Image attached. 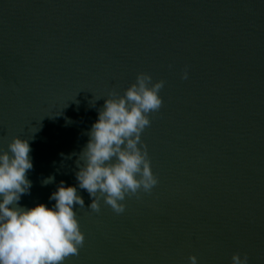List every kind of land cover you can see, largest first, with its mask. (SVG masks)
<instances>
[{"label": "water", "instance_id": "water-1", "mask_svg": "<svg viewBox=\"0 0 264 264\" xmlns=\"http://www.w3.org/2000/svg\"><path fill=\"white\" fill-rule=\"evenodd\" d=\"M140 72L165 81L142 134L159 183L96 213L75 162ZM17 136L33 163L20 206L52 207L60 181L84 200L64 264H264V0H0V152Z\"/></svg>", "mask_w": 264, "mask_h": 264}, {"label": "clouds", "instance_id": "clouds-1", "mask_svg": "<svg viewBox=\"0 0 264 264\" xmlns=\"http://www.w3.org/2000/svg\"><path fill=\"white\" fill-rule=\"evenodd\" d=\"M187 78L185 69L181 79ZM164 85V80L154 82L150 74L140 72L123 95L113 91L105 98L75 162L78 187L88 192V208L93 212H100L103 200L116 214H122L126 197L150 194L159 183L142 134L151 125L150 114L162 107ZM30 152L29 141L18 136L0 152V264H64L79 254L85 241L74 211L76 206L85 207L84 200L76 186L60 181L49 197L55 201L52 207L42 203L32 208L20 206L21 196L32 186L27 178L33 168ZM53 181L54 176H49L42 183ZM188 260L198 264L195 255ZM231 264H249V257L233 253Z\"/></svg>", "mask_w": 264, "mask_h": 264}]
</instances>
